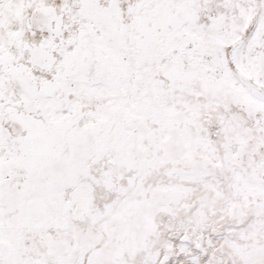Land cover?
I'll list each match as a JSON object with an SVG mask.
<instances>
[{
    "label": "snow or ice",
    "instance_id": "obj_1",
    "mask_svg": "<svg viewBox=\"0 0 264 264\" xmlns=\"http://www.w3.org/2000/svg\"><path fill=\"white\" fill-rule=\"evenodd\" d=\"M0 264H264V0H0Z\"/></svg>",
    "mask_w": 264,
    "mask_h": 264
}]
</instances>
